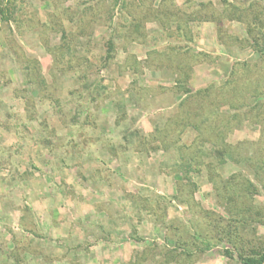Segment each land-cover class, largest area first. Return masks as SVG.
I'll return each mask as SVG.
<instances>
[{
	"label": "rangeland",
	"instance_id": "1",
	"mask_svg": "<svg viewBox=\"0 0 264 264\" xmlns=\"http://www.w3.org/2000/svg\"><path fill=\"white\" fill-rule=\"evenodd\" d=\"M246 1L253 10L227 20L240 15L227 4ZM0 7V264H241L237 251L224 255L228 244L216 245V227H236L228 222L237 216L225 214L232 206L218 205L223 189L237 197L234 208L253 207L238 229L244 249L264 247V193L253 178L258 165L246 161L264 158V129L235 122L226 143L244 144L246 154L217 165L199 153L213 139L182 128L200 104L179 108L176 81L187 76L193 91L219 87L247 63L235 67L236 88L249 97L258 84L250 103L264 106V56L245 39V23H264V0ZM237 174L238 186L222 184ZM244 180L258 194L242 206ZM196 233L216 246L200 251Z\"/></svg>",
	"mask_w": 264,
	"mask_h": 264
},
{
	"label": "trees",
	"instance_id": "2",
	"mask_svg": "<svg viewBox=\"0 0 264 264\" xmlns=\"http://www.w3.org/2000/svg\"><path fill=\"white\" fill-rule=\"evenodd\" d=\"M246 4L247 6L244 8H236L235 5L232 6L227 4L230 9H234L238 12L240 11L239 16L232 17V19L227 20L233 21L235 19V21L241 22V16H244V14L247 13L246 11H252L253 7L256 5L254 1H246ZM200 6L204 7L205 5L201 4ZM85 10L86 9L84 8L81 9L80 13L82 14ZM6 11V8L0 7V18L3 20L7 18ZM262 22V20L257 19V17L255 16L253 22L248 21L247 23H245V39L248 42V46L253 50V52L258 54V57L260 58L264 56V23ZM176 29L179 30L178 26ZM65 38L66 35L63 32L61 39L65 41ZM66 46L68 50V44H62V47ZM108 46L109 53V51L112 49L111 43H108ZM235 67L248 69L249 65L247 63H236L234 65V68L232 69L229 78L219 87L209 85L203 89L193 91L188 88L187 80L189 79L187 76H185V78L176 79L178 84L177 91L183 96V99L179 102L178 107L180 108L184 104H200L198 108L194 109L195 111H197V113H192V117H186L191 121H188V123L183 124L182 128H188L191 131L196 132L198 137H203L207 135L213 139L209 143L210 147L207 148V152L204 149L205 146L202 145L199 147V153L203 156L209 155L210 157H213V159L217 162V165L224 164V162L226 161H230L233 164H239L242 154H246L244 153L245 150H243L244 144L230 145L226 143V133H228L229 130L232 129L235 122L249 121L250 123L258 126L260 130L264 129L263 104H261L259 101L254 104L250 103V100L256 99L258 97V93L256 90V88H258V84H255L253 92L250 93L249 97H247L245 93H248L249 91L242 92L236 88L239 85L237 83L235 84ZM222 108H225L229 112V114L224 116L221 115L220 111ZM164 142L161 141V149L164 151L170 150L171 146L165 145ZM252 154L253 157L246 159V161L248 160L249 163L258 165V170L254 172L253 178L255 180V183L259 184L261 190L264 193V158L256 159V157H254L255 154ZM192 159L193 158H188V163L192 161ZM208 164V167L210 169L214 167V164L212 162ZM188 165L191 166L190 163ZM240 178L241 180L244 179L243 177H241L240 174H237L231 176L228 180H226V182H221L222 184H224V186L228 187L229 189H232V184L236 186L239 185L236 182L237 179ZM186 180L189 185H191V180L189 178H186ZM244 182L246 183V191H241L237 193L239 199L238 201H240L242 206H244L246 203H249L253 199V197L258 194V190L256 189L253 182L249 180H244ZM226 195L230 198L225 199ZM216 196L219 200L218 205L224 206L225 203H228L232 206V209H230V211L225 212L226 215L231 217L234 215L237 216L235 218H231L230 222H228L233 223L234 225H236V227H216V245L222 241H224L225 244H228V248L224 250V255L228 258H231L233 257V252L236 253L237 251V257L241 264H264V247L260 246L259 248H253L252 245L249 244L247 245L248 248L245 250L244 245L246 244V241L242 239V236L240 235L241 232L238 231V229L245 231V229L249 226L250 218H252L251 214H253L251 212L253 207L248 208L247 211H244L241 208H234L233 204H235L234 201H237V197L231 195L229 196V193H226L225 189H223L222 192L217 191ZM221 219L222 217H220V220ZM228 219L230 218L228 217ZM197 238H202L201 244L203 247L199 248L200 251L211 250L214 246H216L214 244H211L209 241L205 240V238L201 237V235H197V233L196 235L193 234L191 236V239L194 240V242H196L195 239L197 240ZM177 246L180 248L181 245ZM229 248H231L233 252L230 251Z\"/></svg>",
	"mask_w": 264,
	"mask_h": 264
}]
</instances>
